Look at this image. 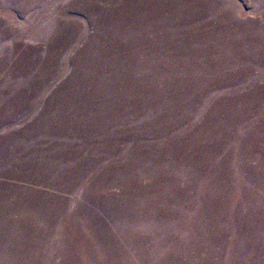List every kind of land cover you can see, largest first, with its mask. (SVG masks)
<instances>
[{"label": "rangeland", "instance_id": "rangeland-1", "mask_svg": "<svg viewBox=\"0 0 264 264\" xmlns=\"http://www.w3.org/2000/svg\"><path fill=\"white\" fill-rule=\"evenodd\" d=\"M0 264H264V0H0Z\"/></svg>", "mask_w": 264, "mask_h": 264}]
</instances>
